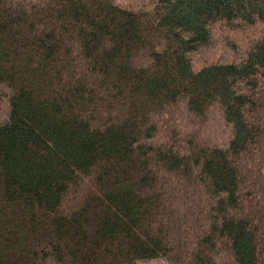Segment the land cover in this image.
I'll use <instances>...</instances> for the list:
<instances>
[{
	"label": "trees",
	"instance_id": "obj_1",
	"mask_svg": "<svg viewBox=\"0 0 264 264\" xmlns=\"http://www.w3.org/2000/svg\"><path fill=\"white\" fill-rule=\"evenodd\" d=\"M264 264V0H0V264Z\"/></svg>",
	"mask_w": 264,
	"mask_h": 264
},
{
	"label": "rangeland",
	"instance_id": "obj_2",
	"mask_svg": "<svg viewBox=\"0 0 264 264\" xmlns=\"http://www.w3.org/2000/svg\"><path fill=\"white\" fill-rule=\"evenodd\" d=\"M132 264H167L162 258H152V259H145V260H137L134 261Z\"/></svg>",
	"mask_w": 264,
	"mask_h": 264
}]
</instances>
